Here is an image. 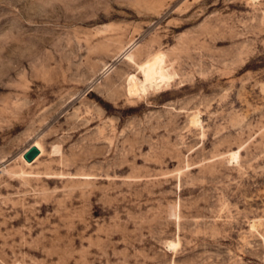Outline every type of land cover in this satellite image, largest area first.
<instances>
[{
  "label": "rangeland",
  "instance_id": "rangeland-1",
  "mask_svg": "<svg viewBox=\"0 0 264 264\" xmlns=\"http://www.w3.org/2000/svg\"><path fill=\"white\" fill-rule=\"evenodd\" d=\"M0 264H264V0H0Z\"/></svg>",
  "mask_w": 264,
  "mask_h": 264
},
{
  "label": "bare ground",
  "instance_id": "bare-ground-1",
  "mask_svg": "<svg viewBox=\"0 0 264 264\" xmlns=\"http://www.w3.org/2000/svg\"><path fill=\"white\" fill-rule=\"evenodd\" d=\"M140 68L143 72L144 75V79L141 80L139 79V77L136 74H132L130 76V87L129 90L131 92H134L137 88H139V86H142L143 88H147L148 86H154L155 84L158 83L159 78H161V75L155 65L154 62L151 61H144L140 64ZM33 145H37L43 152V148L41 146V144L36 143ZM30 148V147H29ZM26 152V151H25ZM25 154V153H24ZM23 156V155H22ZM239 156V151H233L232 152V157L233 158H238ZM175 245L174 242H170V246Z\"/></svg>",
  "mask_w": 264,
  "mask_h": 264
},
{
  "label": "water",
  "instance_id": "water-1",
  "mask_svg": "<svg viewBox=\"0 0 264 264\" xmlns=\"http://www.w3.org/2000/svg\"><path fill=\"white\" fill-rule=\"evenodd\" d=\"M40 153V148L37 145H31L30 148L25 152L24 157L28 161H32Z\"/></svg>",
  "mask_w": 264,
  "mask_h": 264
}]
</instances>
